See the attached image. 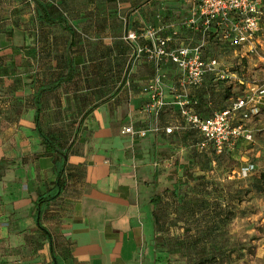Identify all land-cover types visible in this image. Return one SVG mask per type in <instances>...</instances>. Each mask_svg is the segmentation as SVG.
Instances as JSON below:
<instances>
[{
    "label": "crops",
    "instance_id": "0c3cea01",
    "mask_svg": "<svg viewBox=\"0 0 264 264\" xmlns=\"http://www.w3.org/2000/svg\"><path fill=\"white\" fill-rule=\"evenodd\" d=\"M7 1L10 10L3 15L0 0V58L11 52L16 64L9 68L0 64V163L10 158L9 169L0 177V264H53L34 205L40 196H55L58 179L62 191L39 203V208L40 222L51 235L60 264H151L158 237L153 190L161 184L169 162L190 150L193 131L171 104L179 71L167 60L161 63V72L169 104L159 123L179 128L172 134L152 130L150 117L142 111L147 101L142 88L153 77L154 65L143 58L129 65L132 50L123 36L151 24L163 36H173V45L204 42L186 24L192 0H48L64 1L67 30L63 24L38 23L34 4L28 14L20 15L17 0ZM24 45L31 47L26 74L18 65L23 55L19 47ZM203 52L215 55L227 71L220 57L231 55L220 48L206 47ZM209 78L201 90L208 109L204 115L215 111L216 104L223 105L216 95L211 97L209 82L215 80ZM13 81L16 84L8 89ZM40 86L44 91L39 117L49 135L59 136V154H41L44 145L34 126L26 133L17 128L19 117L33 120ZM23 88L29 89L31 101L19 115L16 105L17 100L24 103L19 97ZM260 100L264 107V96ZM4 116L15 120L6 129ZM129 124L150 129L144 137L130 136L122 133ZM263 125L264 118L249 127L254 132ZM24 134L28 141L19 145ZM13 170L6 180L7 171Z\"/></svg>",
    "mask_w": 264,
    "mask_h": 264
},
{
    "label": "rangeland",
    "instance_id": "374dc122",
    "mask_svg": "<svg viewBox=\"0 0 264 264\" xmlns=\"http://www.w3.org/2000/svg\"><path fill=\"white\" fill-rule=\"evenodd\" d=\"M17 2L20 15L28 14L30 5L34 4V0ZM3 4L5 15L11 3L4 0ZM262 11V24L256 34L254 52L234 49L227 42L214 40L209 35L203 44V49L208 47L214 51L220 47L227 56L231 55L229 59L220 57L228 73L243 76L256 82V85H260L264 77V7ZM234 52L237 54L234 55ZM236 79L226 80L235 89L230 88V95L239 89ZM27 90L23 88L19 91L24 108L31 101ZM19 118L17 128L20 131L26 133L25 129L33 128L32 119L26 116ZM263 118L264 109L262 115L255 120L252 118L247 126ZM9 124L4 122L2 128H8ZM24 135L19 137V145L28 141L27 135ZM190 153L192 151L188 150L184 155L173 158L170 166L162 170L164 177L161 184L153 190L154 197L159 199L155 207L159 227L151 264H264V125L256 132L254 150L242 151L235 158L227 154L221 157L206 154L211 164L205 176L200 166L190 160ZM21 155L20 152L19 158L23 157ZM243 156L248 158L246 161L253 160L255 163L253 174L247 178L237 175ZM5 161L3 170L9 169ZM15 170L7 171L6 180L13 176ZM206 216H209V223H204ZM207 226L210 228L206 229Z\"/></svg>",
    "mask_w": 264,
    "mask_h": 264
},
{
    "label": "built area",
    "instance_id": "2783aa9c",
    "mask_svg": "<svg viewBox=\"0 0 264 264\" xmlns=\"http://www.w3.org/2000/svg\"><path fill=\"white\" fill-rule=\"evenodd\" d=\"M264 0H192L193 7L186 19L189 28L201 34L205 39L210 33H218L229 46L239 48L245 53L256 49V34L263 16ZM161 29L148 24L138 30L124 34L123 39L132 50L129 65L140 59H146L154 65L153 77L142 88L147 94V101L142 111L152 121L153 131L172 133L178 126L161 127L160 113L169 104L164 91V75L161 63L165 60L173 63L178 71V85L172 90L173 101L183 124L195 131L198 136L196 147L199 151L211 146L219 154L225 148L232 149L237 141H253V131L247 126L254 115L259 112L261 97L264 96V84L261 86L246 82L249 93L232 100L229 107L204 115L195 109L196 101L189 97V90L203 84L208 74L218 78L235 77L221 68L215 57H205L204 42L198 44L173 45V36H163ZM204 41V40H203ZM243 83V80H240ZM148 128H134L129 124L122 133L130 136L144 137ZM254 166L244 164L238 169V177H246Z\"/></svg>",
    "mask_w": 264,
    "mask_h": 264
},
{
    "label": "trees",
    "instance_id": "16d2710c",
    "mask_svg": "<svg viewBox=\"0 0 264 264\" xmlns=\"http://www.w3.org/2000/svg\"><path fill=\"white\" fill-rule=\"evenodd\" d=\"M55 3H52V1H48V0H34L35 18L38 21V23H40V24H63L64 28L67 30L68 27H67V21L66 20H67L68 13H67V9H65L64 1L63 2L56 1ZM263 7H264V1H263ZM4 9L5 8L3 7L2 10H4ZM18 10L20 12V9H18ZM0 15H2V14L0 13ZM261 24H262V21H260V26H261ZM259 30H260V28H259ZM3 31H5V28H3ZM211 36L213 37L214 40H216V39L222 40L218 33H210L209 37H211ZM30 48L31 47L28 48V46H25V45L19 47L20 53L23 54L19 58V61H18L19 62L18 65H20V67L23 68V72H20L22 74H26L28 67L30 69V66H31V61H30L31 49ZM210 50H212V49H210ZM216 50H214V51H216ZM220 50L223 51V49H221V48H220ZM10 53L2 56V58H0V64L2 63L1 65H3V66L5 65L8 68L10 67V65L16 64V61L13 60L14 56H11ZM214 56L215 55L205 56V57H209V58L212 57L213 58ZM7 71L9 72V70L4 69V73H6ZM228 74L236 75V78H237L236 80L239 84V89L236 92L237 93L239 92V94L235 93V91H234V95L229 94L230 88L232 90H235V89H234V86H232V83L228 82L226 80L228 78H232V77H226V78L220 79L215 74H208L206 76V78L210 77L209 78L210 81H212V79L215 80V83L209 82L210 88L212 90V94H211L212 96L211 97L213 98V95H216L217 101H221L223 104L222 106H219L218 104H216V107H214L215 111H221V110L229 107V105L231 104L233 99H235L238 96H242V95L249 93L248 91H246V89H247L246 85H245L246 82L254 84V85L257 84L256 82L246 80L243 76H238L235 73H228ZM27 77H26V79H27ZM28 78H30V77H28ZM206 78H205V80H206ZM233 78H235V77H233ZM17 79L20 80V77ZM205 80L201 86L191 88L190 94H189V97L192 100L196 101L195 109L199 113H202V114H205L206 111L208 110L205 107L206 104H205L204 100L206 98L204 97V91H201L204 88ZM240 80H243V83H241ZM11 84L15 85L16 81H13V83L11 82ZM263 84H264V77H263L262 83L258 86H261ZM43 91H44V88L43 87L41 88V86H40L39 89L37 90L35 97H34V102H35L34 104L36 107L35 115H34V118L32 120L33 126H34V131L36 132L37 136L39 137L41 144L44 145V151L41 154H50V152H53V151L56 152L57 154H59V153H62L61 151L58 150V146H59L58 142L60 141L59 136L49 135L48 131H46L45 127L43 126V124H44L43 121L39 117V113L41 111V104H40L39 99H40L41 93ZM17 102H18V104L16 105V107H17L18 111H21V107L23 106L22 105L23 103L20 100H17ZM263 109H264V107H260L259 112L253 116L254 120L256 118H259L262 115ZM161 113H160V116H161ZM211 113L209 112V114H211ZM5 117L6 116H4L3 124H4V122H10V123L15 122V120H13V119L11 120V119H9L7 117L5 118ZM159 120H160V117H159ZM181 121H182V118H181ZM166 126H178V125H166ZM166 126H163V127H166ZM257 131L258 130L253 132V141L252 142H246L243 139H241V140L237 141V143L235 144V146L232 149L225 148L219 154H217L211 146H209V148L207 150L199 151L198 148L196 147L198 136H197V133L195 131H193L191 142H189L187 144V146H189L190 151H192V153H190V160L196 162V164L200 166L201 171L203 172L202 175L205 176V173L209 172V168H210V164H211L208 157L206 156V154L207 155L211 154V155H214L217 157H221V156L227 154V155L235 158L239 154L238 150H240V148L243 149L245 147L244 152H246L247 149H248V151H252V150H254L255 145H256V132ZM247 159L248 158H245V157L240 159L243 164L242 163L239 164V168L241 167V165H244V164H252L254 166V168L244 178L251 176L253 174V171L255 170L254 161L253 160L246 161ZM4 160H6L5 162L7 163L6 168H9L10 162L7 159H2V161H4ZM2 166L3 165L0 163V177L2 176V174L5 171V169L3 170ZM239 178H241V177H239ZM262 178H264V173L262 174ZM57 183H58L59 190L55 194V196H52L50 198H43L40 196V198H38V202L34 205V208L36 210V212H35L36 224H37L38 229L41 231V233L44 235V237H46V239L50 243V250H51L53 264H60V263L58 262V259H57L56 255L54 254L51 235H50L49 231L40 222L39 203H43V202H45L51 198L57 197L59 195V193L63 189V183L61 182L60 179H58ZM158 200L159 199H157V197H153L151 199V202L154 204V206H156ZM196 206L198 207L199 205H196ZM193 207H195V206L193 205ZM153 219H154V224L156 225V229H158L159 217H158L155 210L153 211ZM203 220H204V223H209V216H206L205 218H203ZM209 228H210V226H207L206 229H209Z\"/></svg>",
    "mask_w": 264,
    "mask_h": 264
}]
</instances>
